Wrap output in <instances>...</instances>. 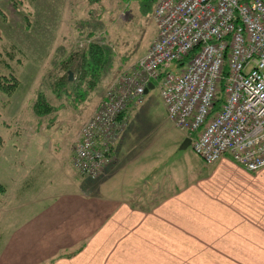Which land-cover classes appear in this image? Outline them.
I'll return each mask as SVG.
<instances>
[{
    "label": "crops",
    "instance_id": "obj_1",
    "mask_svg": "<svg viewBox=\"0 0 264 264\" xmlns=\"http://www.w3.org/2000/svg\"><path fill=\"white\" fill-rule=\"evenodd\" d=\"M103 4L59 0L61 30L77 18L93 22ZM130 111L115 161L97 181L74 168L79 130L59 136L48 160L14 168L21 185L0 183V264H264V167L251 172L225 156L214 167L233 185L225 198L194 152L195 163L179 168L174 147L136 135Z\"/></svg>",
    "mask_w": 264,
    "mask_h": 264
},
{
    "label": "built area",
    "instance_id": "obj_2",
    "mask_svg": "<svg viewBox=\"0 0 264 264\" xmlns=\"http://www.w3.org/2000/svg\"><path fill=\"white\" fill-rule=\"evenodd\" d=\"M155 2L157 38L80 132L74 168L91 181L102 178L115 161L129 109L142 103L149 84L158 83L169 119L189 135L193 152L207 165L229 155L251 172L262 169L264 0Z\"/></svg>",
    "mask_w": 264,
    "mask_h": 264
},
{
    "label": "rangeland",
    "instance_id": "obj_3",
    "mask_svg": "<svg viewBox=\"0 0 264 264\" xmlns=\"http://www.w3.org/2000/svg\"><path fill=\"white\" fill-rule=\"evenodd\" d=\"M12 2L0 0V51L15 48L21 52V63L12 62L20 86L10 96L0 94V136L5 141L0 150V183L9 184L11 189L12 184L21 185L25 179V175L20 176L23 172L14 173V168L26 170L35 157L48 160L49 152L59 153V136L68 141L83 130L109 89L123 76L132 75L158 33L155 0H99L105 5L95 6L93 22L80 23L77 18L67 21L64 30L59 25V0H26L24 8ZM93 43L107 48L110 58L91 88L73 65L79 60L77 54ZM69 72L74 85L66 91L61 80L69 78ZM137 108L130 111L136 135L151 136L162 151L174 147L179 168L183 163H195L192 148L181 149L187 133L169 119L158 83ZM35 124L38 127L32 131ZM48 124L52 126L45 127ZM53 161L44 167L54 165ZM220 164L208 165L212 169L209 181H216V186L227 190L224 197L231 199V181L214 169ZM8 171L12 181L5 173Z\"/></svg>",
    "mask_w": 264,
    "mask_h": 264
},
{
    "label": "trees",
    "instance_id": "obj_4",
    "mask_svg": "<svg viewBox=\"0 0 264 264\" xmlns=\"http://www.w3.org/2000/svg\"><path fill=\"white\" fill-rule=\"evenodd\" d=\"M9 1V0H8ZM26 0H13L12 3L20 4L23 8ZM0 14L1 11H0ZM28 19V16L26 20ZM63 49V48H62ZM107 48L97 45L96 43L91 44L89 47L81 50L77 55H73L69 62L74 61L73 57L79 59L76 61L75 65H73L74 69L79 71L83 80L88 81V85L90 87L96 86V83L99 80V73L104 69V66H107L109 62V54L106 50ZM21 54L20 51L15 50V48H10L9 50L0 51V94H7L8 96L12 95L16 89L20 86V81L17 77V74L13 70L12 62L21 63V59L19 55ZM195 51H192L190 55H188L183 61L180 63L181 65L186 64L189 62L190 58L193 57ZM8 71L7 73L5 71ZM62 81V85L67 91V87L70 85H74L71 83L69 78H65ZM223 85V84H222ZM74 92V91H72ZM4 141L2 137H0V148L3 146ZM5 192V188L0 186V196Z\"/></svg>",
    "mask_w": 264,
    "mask_h": 264
},
{
    "label": "water",
    "instance_id": "obj_5",
    "mask_svg": "<svg viewBox=\"0 0 264 264\" xmlns=\"http://www.w3.org/2000/svg\"><path fill=\"white\" fill-rule=\"evenodd\" d=\"M69 80H70V81L73 80V75H72L71 72H69ZM154 88H155V86H154L152 83L149 84L148 88L146 89L145 94L147 95V94L150 92V90H153ZM191 143H192L191 139L187 138V139L185 140V142L183 143L181 149H182V150H186V149H188V148L191 146Z\"/></svg>",
    "mask_w": 264,
    "mask_h": 264
}]
</instances>
